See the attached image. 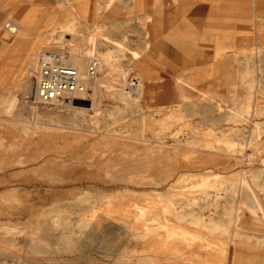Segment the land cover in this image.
Wrapping results in <instances>:
<instances>
[{
  "label": "rangeland",
  "instance_id": "rangeland-1",
  "mask_svg": "<svg viewBox=\"0 0 264 264\" xmlns=\"http://www.w3.org/2000/svg\"><path fill=\"white\" fill-rule=\"evenodd\" d=\"M107 1L0 0V94L26 110L0 129L5 146L20 145L0 149V264H264V225L246 209L264 206V0H230L224 13L222 0H196L221 10L223 28L186 9L151 22L161 12H147L146 0H116L106 13ZM96 21L128 40L127 54L140 50L129 79L154 95L127 110L108 97L94 110L77 100L76 120L35 103L36 59L68 34L85 43ZM175 40L189 53L182 66L168 58ZM236 70L239 81L224 82ZM178 75L195 95L215 96L179 103ZM36 107L40 120L29 115Z\"/></svg>",
  "mask_w": 264,
  "mask_h": 264
},
{
  "label": "bare ground",
  "instance_id": "bare-ground-1",
  "mask_svg": "<svg viewBox=\"0 0 264 264\" xmlns=\"http://www.w3.org/2000/svg\"><path fill=\"white\" fill-rule=\"evenodd\" d=\"M9 1H12V0H5V3L7 5V3ZM68 1V0H67ZM116 0H108L106 5H105V8H104V11L106 13H108L113 5V3L115 2ZM176 1V0H174ZM14 5V4H13ZM16 5V4H15ZM19 7V4L18 6ZM68 8L70 10V12L75 16V17H79V13L77 12L76 8L74 7V5L72 3H68ZM7 13H12V14H16V16L18 18L21 17V14L20 12L18 11V8H14L10 11H7ZM1 19V18H0ZM31 22V21H30ZM29 22V23H30ZM32 23V22H31ZM25 27V26H24ZM10 28V32L13 33V34H18L19 31H20V28L19 27H12V26H9ZM26 29V34L28 33V31L30 30H27L28 28H25ZM23 35V34H22ZM70 35V34H68ZM22 37V36H20ZM6 38V37H5ZM80 40V38H79ZM127 39L126 38H117V37H114L112 34H110L108 31H107V26L101 22V21H96V22H93L92 25L88 28L87 30V33H86V38H85V43H83L82 41H80V44L83 46L82 47V52L80 54V56L78 58H75L73 59V63L74 65L79 69V71L81 73H85L86 70H87V67H88V63L90 62V60L92 59H96L99 63V76L97 77V79L95 80L94 83H92L90 85L91 89H92V92L89 94V95H81V96H78L77 97V100H83L87 97H89L88 99H85L87 101H89V103H92V106H93V109L94 110V106L100 104L102 102V100H104L105 97H108L110 99H112L113 101H115L116 103L118 104H122V108L124 110H127L128 108L131 109V108H139V103H140V99H141V96L143 95V92L146 91V93L151 97L154 95V92H153V89L149 86H145L142 81L138 78H132V79H129L131 77V71L132 69L130 68L129 66V63L130 62H135V61H138L139 59V56H141V54L139 53L140 50H137V49H133V51H130V54H127L126 52V41ZM128 43V42H127ZM20 47L23 46V42L20 41L17 43ZM128 45V44H127ZM56 48V44L53 48V50H55ZM130 48V47H129ZM262 50L259 49V48H256L255 49V54H261ZM253 52V51H252ZM44 53V52H43ZM41 53V54H43ZM41 54L39 55V57L41 56ZM253 54V53H252ZM38 57V58H39ZM38 58L36 59V72L35 74L37 73L38 71ZM124 58H127L125 60H127V62H124L123 59ZM258 59V57H257ZM240 69V68H239ZM257 69V68H256ZM259 70V69H258ZM242 72V70H241ZM241 72H237V70L235 71V73H241ZM244 73V70L243 72ZM247 73V71H246ZM249 73V72H248ZM250 74V73H249ZM26 75V74H25ZM245 75V74H244ZM251 75V74H250ZM179 76V75H178ZM185 76V75H184ZM183 75L177 77L175 79V82H174V85H173V91L175 93V97H176V100L179 102V103H182V104H187V103H193L192 101H194L195 99H198V98H203L204 96H208L210 98L214 97L215 95L210 93L209 91H207L208 93H204L203 94V97L200 96L199 94L195 95V92H196V88L189 83V81L186 77H184ZM242 76V75H241ZM248 76V75H247ZM233 77L231 76H226L225 79H232ZM238 80V78H240V76L236 75V77L233 79L234 82L235 80ZM247 78V77H246ZM258 78V77H257ZM133 79L137 80L138 81V86H137V89H132L130 88V81H132ZM189 79V78H188ZM254 79V78H253ZM22 80V79H21ZM30 80V78H29ZM251 80V79H250ZM256 80V79H254ZM239 81V80H238ZM248 81V80H247ZM247 81L245 84H247ZM30 82V81H29ZM244 82V81H243ZM251 82V81H250ZM249 82V83H250ZM255 84L256 81H254ZM25 83V82H24ZM238 83V82H237ZM249 83L246 85V86H249ZM27 84V83H25ZM254 85V84H253ZM28 86V85H27ZM30 86V85H29ZM244 86V84H243ZM245 86V87H246ZM252 86V84H251ZM250 86V87H251ZM259 86V85H258ZM257 86V87H258ZM7 87V86H6ZM11 87V86H10ZM31 87V86H30ZM256 87V86H254ZM8 87L6 88V91ZM10 89V88H9ZM210 89V88H209ZM4 90V89H3ZM25 90V89H24ZM23 90V91H24ZM27 90V89H26ZM252 90V88H251ZM13 91V90H12ZM257 91V90H256ZM260 91V90H259ZM130 92V93H129ZM201 92V91H200ZM205 92V90H204ZM28 94V91L26 92ZM25 93V94H26ZM24 94V95H25ZM131 96H130V95ZM129 95V96H128ZM220 95V94H218ZM221 97V96H219ZM222 98H224L222 96ZM252 98V97H251ZM215 99V98H213ZM212 99V101H214ZM225 99V98H224ZM77 100H72V101H67V102H64V103H61V104H57V106L59 107L58 110L60 112H65V113H69V118L70 119H75L77 118L76 116V112L74 113L72 110H77L79 109L77 107V105H75V102ZM209 100V99H208ZM197 101V100H196ZM199 101V100H198ZM36 103V102H35ZM103 103V102H102ZM204 103V102H203ZM116 105V104H115ZM56 106V105H54ZM116 108V107H115ZM119 108V107H117ZM256 109V108H255ZM24 108V106H20V103H19V100L17 98V96L12 93V92H6V93H2L0 94V129L2 130V128H4V123H3V120L4 119H15V118H23V113L26 112V110ZM33 112L32 113H29L30 117H34L36 116L38 119L41 117V115H45L44 112L45 110H41L40 108H34V109H31ZM101 110V109H100ZM72 111V113H71ZM50 111H48L49 113ZM52 112V111H51ZM50 112V113H51ZM54 113V112H53ZM56 113V112H55ZM96 112H94L95 114ZM47 114V113H46ZM101 114V112H100ZM99 114V115H100ZM238 118L239 117H242L243 114H238L236 113ZM28 115V114H27ZM26 115V116H27ZM49 115V114H48ZM47 115V117H48ZM103 115V114H102ZM94 117V116H92ZM97 117V115H96ZM101 117V115H100ZM244 117V115H243ZM246 117V116H245ZM98 118V117H97ZM237 118V119H238ZM37 119V120H38ZM41 119H44V117H42ZM93 119V118H92ZM241 119V118H240ZM40 120V119H39ZM17 121V120H16ZM6 122V121H5ZM7 123V122H6ZM259 123V122H258ZM257 123V125H258ZM9 124H10V121H9ZM15 124V123H13ZM12 124V125H13ZM98 124V123H97ZM7 125V124H6ZM17 125V124H16ZM15 125V126H16ZM256 125V124H255ZM262 125V124H261ZM14 126V125H13ZM13 126L10 128V129H13ZM21 126V125H20ZM29 126V125H28ZM31 126V125H30ZM22 127V126H21ZM26 127V126H25ZM8 128V127H7ZM33 128V127H32ZM32 128H31V131H32ZM255 128V126H254ZM255 132H256V135L257 137L260 134V126H256V129H254ZM15 129V128H14ZM20 129V128H19ZM18 129V131H19ZM24 129V128H23ZM26 129V128H25ZM66 129V128H65ZM17 130V129H16ZM21 130V129H20ZM37 130V128H36ZM34 131V130H33ZM21 132V131H20ZM23 132V131H22ZM24 135V133H22ZM34 134V133H33ZM1 135V134H0ZM26 135V134H25ZM28 136V135H26ZM255 137V136H254ZM249 139V138H248ZM259 140V139H257ZM249 141V140H248ZM256 141V140H255ZM254 141V142H255ZM20 146V145H19ZM17 144H11L10 146H5L4 145V138H2L0 136V149H6L7 151H10V150H17L18 147H19ZM158 147V146H156ZM155 149V148H154ZM156 150H159L156 148ZM155 150V153L157 152ZM162 150V149H161ZM152 152V151H150ZM149 152V153H150ZM154 152V151H153ZM152 152V153H153ZM164 152V151H162ZM143 153V152H142ZM146 153V152H145ZM144 153V154H145ZM149 153L146 155H149ZM158 153H161L160 150ZM130 154V153H129ZM128 154V155H129ZM157 154V153H156ZM162 154V153H161ZM152 155V154H151ZM155 155V154H154ZM145 156V155H144ZM143 156V157H144ZM153 156V155H152ZM155 157V156H154ZM160 157V156H158ZM147 158V157H146ZM159 159V158H158ZM142 160V158L140 159ZM139 160V161H140ZM148 160V158H147ZM263 160V159H262ZM15 161V160H14ZM145 161V160H144ZM143 161V163H145ZM150 162V160H148ZM162 161V160H161ZM141 162V161H140ZM149 162H146V163H149ZM153 162V161H152ZM157 162H160V159L159 161ZM17 163V161H16ZM151 163V162H150ZM162 163V162H161ZM142 164V163H141ZM152 164V163H151ZM23 165V164H22ZM140 165V164H139ZM145 165V164H144ZM147 165V164H146ZM143 167V166H142ZM149 167V165H148ZM145 168L147 169V166H145ZM139 169V168H138ZM137 169V170H138ZM142 169V168H140ZM150 169V168H149ZM133 170V169H132ZM136 170V169H135ZM264 170V169H263ZM131 171V169H130ZM142 172V170H140ZM149 172V171H147ZM146 172V173H147ZM136 173H139V172H136ZM241 173V172H240ZM145 174V173H143ZM244 174V173H242ZM241 174V175H242ZM260 174V172H259ZM246 175V174H245ZM238 176V175H237ZM240 176V175H239ZM238 176V177H239ZM244 176V175H243ZM248 176V175H247ZM259 176V175H258ZM152 177V176H151ZM149 177V178H151ZM260 177H261V174H260ZM262 177L264 178V172L262 173ZM146 178V177H145ZM240 178V177H239ZM143 179V178H142ZM141 179V180H142ZM153 179V178H151ZM150 179V180H151ZM251 179V178H250ZM235 180V178H234ZM238 180V179H236ZM246 180V179H245ZM153 181V180H152ZM244 181V180H243ZM143 182V181H142ZM238 182V181H237ZM242 182V181H240ZM239 182V183H240ZM244 182H248L247 180L244 181ZM264 182V180H263ZM140 183V181H139ZM236 181L233 183L235 184ZM240 185V184H238ZM242 185H245L242 184ZM247 185V184H246ZM168 196H166V199ZM171 198V197H170ZM171 202V201H170ZM262 212H264V207L262 208ZM262 225H264V220L261 222ZM37 230V229H36ZM40 232L38 231V234ZM37 235L35 234L34 237H36ZM9 240V239H8ZM38 245H35L34 247H36ZM47 246V245H46ZM39 247V246H38ZM37 247V249H38ZM43 247V246H41ZM46 248V247H44ZM36 249V248H35ZM48 249V248H46ZM51 249V248H50ZM40 250V247L37 251Z\"/></svg>",
  "mask_w": 264,
  "mask_h": 264
},
{
  "label": "built area",
  "instance_id": "built-area-1",
  "mask_svg": "<svg viewBox=\"0 0 264 264\" xmlns=\"http://www.w3.org/2000/svg\"><path fill=\"white\" fill-rule=\"evenodd\" d=\"M80 41H84L82 37L79 40V37L72 34L66 35L55 50L44 52L38 58L34 96L37 104L54 106L77 100L78 96H87L92 92L90 85L99 76V63L92 59L85 73L79 71L73 59L78 58L82 52ZM137 86V80L130 81V88L137 89Z\"/></svg>",
  "mask_w": 264,
  "mask_h": 264
},
{
  "label": "crops",
  "instance_id": "crops-1",
  "mask_svg": "<svg viewBox=\"0 0 264 264\" xmlns=\"http://www.w3.org/2000/svg\"><path fill=\"white\" fill-rule=\"evenodd\" d=\"M162 1V10L157 7L155 8L154 6V2L155 0H146L145 3L147 4V12H149L150 14H156L158 12H161V14L158 16V15H154L153 17V20L151 22L154 21V19H161L163 18V16L165 14H168V13H182L184 12V10L186 9L187 12H190L192 14H199V13H206L208 14L209 16V22H210V19L212 20L216 18V15L214 14L215 13H218L220 14L219 11L221 10H214V9H210V6L208 5H203V4H198L196 0H176L177 2L176 3H173L172 0H161ZM222 5L220 6L223 10V13L226 12L228 10V4H229V1L230 0H222ZM235 1L236 3H238V7H241V5H243L245 3V0H233ZM126 4H128V0H121V4H120V7H126ZM215 5V4H214ZM192 7V8H190ZM190 8V9H189ZM227 8V9H226ZM212 14H214L212 16ZM220 17V15H218ZM212 25H214V27H219V28H223L225 26H223V23L224 21L221 20L220 18L218 19H215L214 21H211ZM184 26L182 24H180L178 26V28H183ZM236 28H240L239 26H236ZM184 42H181L179 40H175V45L176 47L173 48V49H169L168 50V58L172 61L175 62V64L178 66V65H181L183 64L184 60L188 59L189 58V53H186L187 56H184V53L182 51L179 50V46L180 45H183ZM188 44V43H187ZM238 77V74L236 73H228L226 76H231L233 77L232 79H224V82L225 81H231L234 83V78ZM226 78V77H225ZM242 188L245 189V185H242ZM264 206L262 205H259L257 207L255 206H252L251 204H247L246 206V209L248 210V212H250L251 214V217L253 218L254 222L257 223V224H260L262 225V221L264 220V212H262V208ZM240 209H237V212H239Z\"/></svg>",
  "mask_w": 264,
  "mask_h": 264
}]
</instances>
